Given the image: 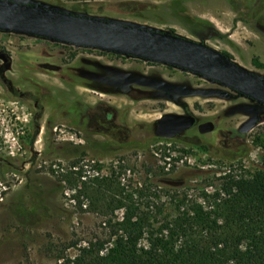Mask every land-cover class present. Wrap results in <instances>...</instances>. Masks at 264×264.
Returning a JSON list of instances; mask_svg holds the SVG:
<instances>
[{"label":"rangeland","instance_id":"rangeland-1","mask_svg":"<svg viewBox=\"0 0 264 264\" xmlns=\"http://www.w3.org/2000/svg\"><path fill=\"white\" fill-rule=\"evenodd\" d=\"M13 1L174 33L228 52L264 78V0ZM1 54L11 59L6 76L22 98L0 85V264H56L50 243L96 234L97 199L113 171L123 173L127 192L148 185L154 175L159 195L165 187H188L196 197L220 187L229 165L251 174L264 166V106L202 76L0 31ZM75 67L82 70L79 77L70 76ZM116 71L149 86L116 96L81 85L101 86ZM160 81L176 88L175 101L151 88ZM110 111L117 123L106 120ZM256 112L258 124L241 132ZM170 113H191L198 124L213 121L216 128L202 135L196 125L173 142L158 141L157 120ZM35 121L40 132L32 143ZM133 140L142 143L137 148ZM197 142L207 143L211 153L193 147ZM168 148L176 151L164 159ZM159 203L166 208L160 220L171 214L173 201L165 196Z\"/></svg>","mask_w":264,"mask_h":264},{"label":"trees","instance_id":"trees-1","mask_svg":"<svg viewBox=\"0 0 264 264\" xmlns=\"http://www.w3.org/2000/svg\"><path fill=\"white\" fill-rule=\"evenodd\" d=\"M224 53L233 59L231 54ZM0 57V85L21 100L22 94L6 76L11 59L6 54ZM80 75L82 70L77 67L70 74ZM101 81V86L81 85L110 95H129L138 87L149 86L118 71ZM151 88L165 91V98L175 101V87L160 81ZM39 132V121H35L32 143ZM156 140L173 142L174 138ZM133 141L137 148L142 143ZM192 146L211 153L207 143ZM175 151L168 148L164 159H171ZM238 151L241 156L247 155V150ZM236 159L228 157L231 162ZM240 169L241 172L229 165L220 176V187L202 191L196 197L188 192V187H165L164 195H159V180L154 175L148 185L127 192L122 184L123 173L113 171L110 178L103 180V192L97 199V233L50 243L56 264H264V166L253 174L242 166ZM165 196L171 198L173 208L169 216L159 220L166 210L159 201ZM116 212H121L120 216Z\"/></svg>","mask_w":264,"mask_h":264},{"label":"water","instance_id":"water-1","mask_svg":"<svg viewBox=\"0 0 264 264\" xmlns=\"http://www.w3.org/2000/svg\"><path fill=\"white\" fill-rule=\"evenodd\" d=\"M0 31L167 64L223 85L264 106L263 77L241 67L222 51L174 33L13 0H0ZM258 122L256 112L241 126V132L251 131ZM196 123L193 114H164L157 120L156 134L173 139ZM215 127L213 121H207L198 125V131L204 135Z\"/></svg>","mask_w":264,"mask_h":264},{"label":"flooded vegetation","instance_id":"flooded-vegetation-1","mask_svg":"<svg viewBox=\"0 0 264 264\" xmlns=\"http://www.w3.org/2000/svg\"><path fill=\"white\" fill-rule=\"evenodd\" d=\"M116 96H118V95H116ZM187 114H191V113H187ZM106 120L108 121V122H111V123H117V118H118V116H117V113L115 114V112H112V111H110V112H108L107 114H106ZM196 125H197V129H198V123H196ZM195 125V126H196ZM216 128V127H215ZM183 134V133H182ZM181 135V134H180ZM178 137V136H177ZM176 138V137H175Z\"/></svg>","mask_w":264,"mask_h":264}]
</instances>
